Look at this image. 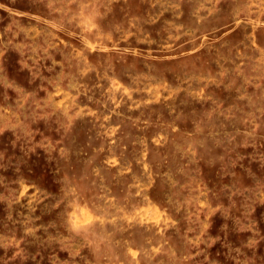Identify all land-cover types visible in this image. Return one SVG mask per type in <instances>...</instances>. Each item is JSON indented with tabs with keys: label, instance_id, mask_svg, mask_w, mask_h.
I'll return each instance as SVG.
<instances>
[{
	"label": "rangeland",
	"instance_id": "1",
	"mask_svg": "<svg viewBox=\"0 0 264 264\" xmlns=\"http://www.w3.org/2000/svg\"><path fill=\"white\" fill-rule=\"evenodd\" d=\"M0 264H264V0H0Z\"/></svg>",
	"mask_w": 264,
	"mask_h": 264
}]
</instances>
